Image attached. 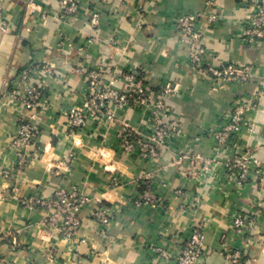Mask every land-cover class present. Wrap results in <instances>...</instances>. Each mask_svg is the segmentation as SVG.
I'll list each match as a JSON object with an SVG mask.
<instances>
[{"label": "crops", "instance_id": "1", "mask_svg": "<svg viewBox=\"0 0 264 264\" xmlns=\"http://www.w3.org/2000/svg\"><path fill=\"white\" fill-rule=\"evenodd\" d=\"M256 3L264 9V0ZM251 6L250 0H79L78 13L65 17L60 0H0L6 25L0 30V264H175L196 226L204 232L201 264H229L226 249L242 255L238 264H264V37L246 47L240 35ZM91 11L100 12L97 27ZM184 13L198 15L205 60L249 66V81L212 83L198 73L174 23ZM211 13L219 19L208 22ZM30 67L36 69L22 79ZM92 71L100 72L101 87L118 91L126 90L122 75L139 73L152 97L162 84L176 85L178 92L163 99L167 121L180 133L156 145L154 158L127 152L118 138L122 126L147 139L153 132L149 112L131 102L114 109L112 121L101 116L71 129L66 112L84 109ZM30 84L42 99L28 110L20 97ZM245 93L260 98L248 115L253 130L241 143L258 161L261 179L236 185L219 165L201 176L204 161L230 159L218 153L213 134ZM19 119L34 127V139L20 150L26 161L14 171ZM5 170L13 171L9 179ZM72 188L87 199L73 232L51 210L20 202L47 201ZM143 195L154 206L132 205ZM99 206L110 210L105 228L92 217ZM256 212L253 233L236 235L234 215Z\"/></svg>", "mask_w": 264, "mask_h": 264}, {"label": "built area", "instance_id": "2", "mask_svg": "<svg viewBox=\"0 0 264 264\" xmlns=\"http://www.w3.org/2000/svg\"><path fill=\"white\" fill-rule=\"evenodd\" d=\"M253 12L246 18L240 28L242 42L246 47H257L264 35V9L256 0H250ZM61 14L65 17L74 16L79 10V0H60ZM198 15L184 13L174 19L176 28L180 33L182 41L190 48V59L198 73L212 83H236L247 82L252 76V68L249 66H236L232 64L212 65L205 60L206 50L202 46L201 33L197 28ZM219 17L208 14V22H215ZM100 20L99 11L89 13V21L92 27H97ZM0 30L5 31L6 25L2 21ZM36 69L30 67L21 72L22 79H28L29 75ZM100 72L92 71L88 75L89 91L87 98L83 102V110L71 107L67 110L70 128L77 131L89 120L99 119L105 116L112 121L114 109H122L129 105L149 112V125L153 132L150 139L135 134L126 125L122 126L118 132L121 146L127 152L138 150L141 157L151 159L157 156L156 145L166 146L171 135L180 133L179 126L167 121L170 111L163 99L165 95H172L178 92V87L171 82H166L160 86L159 95L152 97L148 91L144 77L139 73L124 74L120 77L126 86L125 91H118L112 88H103L99 84ZM42 99V94L38 87L30 84L27 86L24 96L20 97L25 109H34ZM259 96L245 93L238 99L229 114L228 119L221 128L213 134L217 145L218 153H230V159L220 162V160H206L201 169V176L207 175L214 167L220 166L224 174L232 179L236 185L251 183L255 185L262 176V170L256 159L253 158L251 150L241 143L244 132H252L253 123L248 120V115L255 114L260 106ZM17 136L13 139L12 145L17 151V160L14 171L19 170L24 165L26 159L20 150L32 143L34 139V127L28 123L18 120ZM234 173V174H233ZM13 171L5 170L2 175L9 179ZM20 202L27 207L42 206L51 210L55 217H61L62 225L66 231L73 232L80 226L78 213L82 210L87 199L78 193L75 188L69 190H58L47 201L36 200L34 198L22 199ZM155 200L143 195L132 201L135 207L154 206ZM109 208L99 206L92 217L104 228L110 225ZM259 212L239 213L232 219V227L241 237H248L255 230ZM204 232L200 226L192 230L190 238L183 245L175 264H201L202 244ZM165 257L166 254L162 253ZM225 257L229 264H238L242 258L239 252L230 249L225 250Z\"/></svg>", "mask_w": 264, "mask_h": 264}]
</instances>
